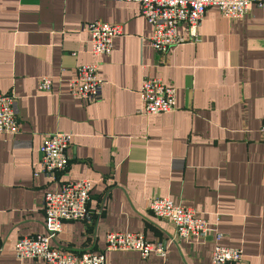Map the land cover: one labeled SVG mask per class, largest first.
<instances>
[{
  "label": "crops",
  "instance_id": "0c3cea01",
  "mask_svg": "<svg viewBox=\"0 0 264 264\" xmlns=\"http://www.w3.org/2000/svg\"><path fill=\"white\" fill-rule=\"evenodd\" d=\"M120 26L112 51L93 55L83 24ZM177 31L187 36L185 23ZM200 40L150 45L152 26L137 2L0 0V91L15 98L19 132L0 135V264H42L17 258L15 241L42 234L43 194L62 182L91 181L89 218L64 221L51 245L104 253V264H212V240H174L175 228L147 207L152 196L189 207L242 250L241 262L264 264V5L242 18L208 6ZM97 64L101 97L68 93L83 64ZM51 78V91L38 82ZM160 78L175 89V108L141 113L139 88ZM71 134L69 163L57 181L40 173L45 135ZM39 172L37 176L35 172ZM140 232L166 245L151 252L105 251L108 232Z\"/></svg>",
  "mask_w": 264,
  "mask_h": 264
},
{
  "label": "built area",
  "instance_id": "2783aa9c",
  "mask_svg": "<svg viewBox=\"0 0 264 264\" xmlns=\"http://www.w3.org/2000/svg\"><path fill=\"white\" fill-rule=\"evenodd\" d=\"M137 2L143 18L152 26L150 45L164 54L170 47L185 42H198V28L208 6H216L220 14L229 19L242 18L252 6L262 7L264 0H115ZM185 23L187 36L178 33V25ZM120 26L101 20L83 24L82 30L89 36L90 52L93 55H108L112 51L113 39L120 34ZM104 80L97 74V64H83L76 69L75 76L67 81L68 93L85 102H96L101 97ZM41 92L51 91V78L42 77L38 82ZM142 102L141 113L151 115L170 112L175 108V89L160 78H145L139 88ZM15 98L0 91V135H15L19 132L13 110ZM264 137V117L259 127ZM71 134L55 131L45 135L40 145L38 162L40 173L57 181L69 163L68 149ZM39 172H35L37 176ZM91 181L79 179L66 181L54 190L43 194L44 229L42 234L23 236L14 243L17 258H41L42 264H104V253L63 251L51 245L52 239L61 230L64 221H84L89 218L87 207ZM147 207L156 217L166 219L175 228L174 240L195 238L212 240V264L241 262L242 250L219 244L222 234L210 226L204 218L189 207L174 204L167 197L152 196ZM136 251L143 259L151 252L166 258V245L153 243L140 232H108L105 235V251Z\"/></svg>",
  "mask_w": 264,
  "mask_h": 264
}]
</instances>
